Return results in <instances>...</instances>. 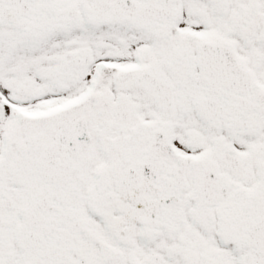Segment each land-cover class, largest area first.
<instances>
[{"label": "snow or ice", "instance_id": "obj_1", "mask_svg": "<svg viewBox=\"0 0 264 264\" xmlns=\"http://www.w3.org/2000/svg\"><path fill=\"white\" fill-rule=\"evenodd\" d=\"M0 264H264V0H0Z\"/></svg>", "mask_w": 264, "mask_h": 264}]
</instances>
